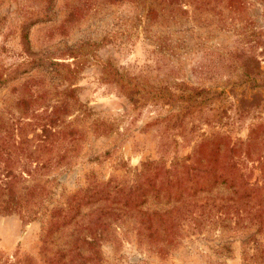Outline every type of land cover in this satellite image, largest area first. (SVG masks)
I'll return each instance as SVG.
<instances>
[{
  "label": "rangeland",
  "instance_id": "obj_1",
  "mask_svg": "<svg viewBox=\"0 0 264 264\" xmlns=\"http://www.w3.org/2000/svg\"><path fill=\"white\" fill-rule=\"evenodd\" d=\"M177 5L175 18L156 20L149 18L146 0H0V74L28 59L24 32L31 51L49 54L66 65L53 68L45 63L28 68L0 85V120L6 122L20 113L17 100L22 94L35 93L39 100L30 109L38 108L40 113L54 101L56 90L72 85L77 102L62 119L79 131L67 136L72 141L66 139L57 148L43 151L48 157L73 144L69 162L49 167L42 177L55 179L46 183L52 191L46 206L32 218L17 212L0 214V264H46L42 248L50 220L46 207L62 203L80 187L108 179L119 184L130 182L139 169H153V165L143 167L148 161L170 167L175 159L183 160L193 152L202 135L215 143L218 133L244 144L253 137L256 150L264 146V126L253 130L264 123V113L239 102L241 98L251 99L255 90L239 78L242 61L235 56L238 49L248 47L264 72L261 47L248 35L264 33V2L247 0L241 10H224L223 19L194 5ZM72 9L77 13L72 15ZM78 44L82 56L74 59L65 51ZM106 64L145 85L150 98H130L120 82L107 74ZM67 66L75 70L71 82L65 78ZM172 81L224 89V102L201 107L203 113L214 114L218 122L198 115L189 121L193 107L166 119L178 113L182 105L155 99L152 92ZM260 91L264 96V86ZM180 118L189 121L184 130L179 127ZM3 138L0 133V159L15 169L26 160L30 162L28 168L34 167L24 155L36 147V139L20 142L19 137ZM27 138H33V132H28ZM17 147L25 150L19 153ZM5 148L11 153L9 161L2 152ZM239 156L234 155L250 173V181L261 185L256 162ZM112 226V238L101 244L104 264H244L243 253L249 246L241 229L212 227L185 231L162 253L149 241L141 240L131 226L125 231L117 224Z\"/></svg>",
  "mask_w": 264,
  "mask_h": 264
},
{
  "label": "trees",
  "instance_id": "obj_2",
  "mask_svg": "<svg viewBox=\"0 0 264 264\" xmlns=\"http://www.w3.org/2000/svg\"><path fill=\"white\" fill-rule=\"evenodd\" d=\"M146 1L149 18L156 20L175 18L177 4L181 7L194 5L195 9L209 11L219 19H223L224 10H241L247 4V0ZM71 11L72 15L77 13L74 9ZM248 35L261 47L259 54L264 58V33L253 31ZM22 38L28 59L8 73L0 74V85L28 68L45 63L53 68L66 66L54 60V56L31 51L26 32ZM79 49L80 44L72 45L65 52L74 59H79L82 56ZM254 54L248 47L235 52V56L242 61L239 78L255 90L251 99L241 98L239 102L246 103L244 105H249L254 111L264 113V96L260 91L264 86V72ZM104 69L114 80L120 82L121 88L130 98H150L147 97L149 89L142 83L115 70L110 64L104 65ZM65 73V78L71 82L75 70L67 66ZM152 93L155 99L165 98L168 102L182 105L178 113L166 119L178 117L183 108L193 107L198 109V113L194 114L195 109L189 112V121H193L198 115L199 118L207 116L214 123L218 122V118L214 114L203 113L201 107L213 102H224L225 98L224 89L196 87L183 81L166 83ZM74 94L75 88L72 85L56 90L54 101L45 105L47 107L40 113L38 108L30 109L33 102L39 100L35 93L32 92L29 96L22 94L17 100V112L20 113L11 116L6 122L0 120L3 139L19 137L20 142L32 139L38 141L36 147L26 150L24 155V158L35 163L33 168H28L30 162L22 161V158L19 169L0 159V214L17 212L23 217L32 218L46 206L45 200L52 193L46 183L55 179L42 180V177L50 170L49 167L69 162L68 155L73 144L62 147L59 153L56 151L48 157L43 156V151L49 147L57 148L68 139V135L79 133L78 129L67 125L62 119L68 108L77 102ZM72 99L75 101H71ZM180 119L179 127L184 130L189 121ZM261 126L264 123L255 125L253 130ZM37 129L40 131L37 132ZM28 132H33V138H27ZM218 134L217 143L213 138L202 135L196 141L193 152L183 160L175 159L170 167H161L148 161L143 167L153 165V169H139L130 182L119 184L112 179L93 182L76 189L62 203L51 208L47 206L50 220L42 245L47 255L46 264H104L101 244L112 238L113 224L124 231L131 226L141 240L149 241V244L152 243L162 253L169 245L176 244L187 230L212 227L241 229L247 235L244 243L249 244L243 253L244 264H264V146L256 150L253 147V137L244 144L243 141L229 140L224 133ZM238 143L240 148L237 147ZM17 149L19 153L25 150L21 147ZM8 151L5 148L2 152L8 155L9 161L11 153ZM235 153H239L241 160L256 162V167L260 170L259 177L263 180L261 185L250 181V173L235 159ZM184 160H190V163ZM225 246L222 248L230 251L228 245ZM220 264L228 263L221 261Z\"/></svg>",
  "mask_w": 264,
  "mask_h": 264
}]
</instances>
